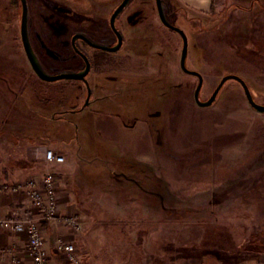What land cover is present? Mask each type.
I'll list each match as a JSON object with an SVG mask.
<instances>
[{"label": "rangeland", "instance_id": "rangeland-1", "mask_svg": "<svg viewBox=\"0 0 264 264\" xmlns=\"http://www.w3.org/2000/svg\"><path fill=\"white\" fill-rule=\"evenodd\" d=\"M121 1L64 0L61 3L70 11L59 15L48 4L33 0V20L50 18L59 24L54 40L38 28L44 36L37 37L34 46L45 65L60 70L56 61L72 54L71 38L78 30L88 32L86 36L100 45L116 44L109 20ZM218 1L209 13L181 5L166 10L170 22L188 35L187 66L204 76L200 99L208 100L222 77L235 73L247 81L254 99L264 104V0ZM11 4L10 10L20 7L19 0ZM116 24L124 33L118 51L80 43L93 61L88 75L91 100L118 94L146 99L152 110V161L146 170L111 173L90 189L85 204L89 212L76 202L83 229L74 233L63 223L75 240L78 263L60 254L61 260L145 264L162 262L164 256L168 262H184L207 253L191 250L194 243L224 247L264 242V112L250 104L236 79L227 80L210 105L196 102L198 76L181 67L183 38L162 22L155 0H129ZM19 51L24 67L16 71L37 90L31 114L39 118L46 134L63 137L67 122L60 115L84 107L85 83H46L20 43ZM7 100L0 82V101ZM3 111L6 106L0 114ZM49 148L59 153L53 145L45 147V153ZM5 160L1 156L0 162ZM48 170L56 172L60 182L53 169L32 175Z\"/></svg>", "mask_w": 264, "mask_h": 264}, {"label": "crops", "instance_id": "crops-1", "mask_svg": "<svg viewBox=\"0 0 264 264\" xmlns=\"http://www.w3.org/2000/svg\"><path fill=\"white\" fill-rule=\"evenodd\" d=\"M169 1L170 8L181 5L201 13L211 12L219 2ZM12 2L13 0H0V82L9 95L5 104L0 101V109L6 106V112L0 114V154L6 158L5 163L0 162V181L14 182L47 169L58 172L60 216L54 220L41 221V229L50 246V264H73L63 262L61 255L53 247L57 236L67 234L73 237L62 217L76 209V202L84 205V210L89 212L88 207H85L89 202L86 196L90 189L97 187V184L111 176V173L148 169L147 165L151 163L154 152L152 110L146 99L132 100L128 94L97 96L89 105L60 115L61 119L67 122L63 137L46 134V128L41 126L39 118L31 114L37 104L34 98L37 96L34 92L37 90L28 86L24 74L16 71L17 68L24 67V56L19 51V43L22 49L23 44L19 42L21 23L16 18L20 11L17 7L10 10ZM11 11L12 14L9 15ZM39 27L47 31L45 36ZM63 27L61 24L60 28ZM29 29L31 43L34 44L37 37L57 39L59 24L57 20L41 18L31 20ZM49 145L55 146L59 153L65 154V162L46 161L45 147ZM25 210H29L36 218L40 217L38 208L25 193H0V217L10 216L14 212L23 215ZM27 244L25 233L0 227V245L11 249L6 254H0V264H12L14 258L17 259V264H33L27 252ZM190 247L193 251L198 249L207 253L201 258L194 254L193 259L184 262H168V259L162 256V262L152 261L145 264H264V242L261 240L256 245L228 243L219 247L194 243ZM222 251L225 253L222 254Z\"/></svg>", "mask_w": 264, "mask_h": 264}, {"label": "built area", "instance_id": "built-area-1", "mask_svg": "<svg viewBox=\"0 0 264 264\" xmlns=\"http://www.w3.org/2000/svg\"><path fill=\"white\" fill-rule=\"evenodd\" d=\"M45 158L50 163H63L66 160L64 155L53 148L47 149ZM58 187V175L51 170L14 182L0 181V193L23 192L39 210V218L33 216L29 210H25L23 215L14 212L10 216L0 217L1 228H10L27 235V252L33 264H50V246L42 232L41 221L54 220L60 216ZM62 220L74 233H79L83 229V222L77 209L65 214ZM53 247L66 259L78 263L76 244L73 238L58 236ZM9 251H11L10 248L0 245V254H6ZM12 264H17L16 258L13 259Z\"/></svg>", "mask_w": 264, "mask_h": 264}, {"label": "water", "instance_id": "water-1", "mask_svg": "<svg viewBox=\"0 0 264 264\" xmlns=\"http://www.w3.org/2000/svg\"><path fill=\"white\" fill-rule=\"evenodd\" d=\"M155 1H156L159 16H160L162 22L166 26H168L169 28L178 31L183 38V49H182V54H181V67L185 72L198 76L199 80H198V84L195 88V93H194L196 102L201 106L210 105L214 101V99L217 97V94L219 93V91L222 88V86L224 85V83L229 79H236L242 84L250 104L254 108H256L258 111L264 112V104L258 103L254 99V96L252 94V91H251L247 81L242 76L235 74V73H229V74L224 75L208 100L203 101L200 99V91H201L202 86H203L204 76L200 71L190 69L186 64L188 50H189L188 35L186 34L184 29H182L181 27L170 22V20L168 19L167 15L165 13L164 7H163V0H155ZM128 2H129V0H122L110 16L111 28L115 32L117 39H118V41L115 45L103 46V45H100L98 43L91 41L84 34L76 33L72 37V44H73L75 50L83 57L85 64H86L85 68L83 70H80V71L59 72V73H55V74H49V73L45 72L44 69L42 68V66L38 60V57L35 54L34 48L32 47L30 37H29V31H28V15H29L28 2H27V0H21V3H22V17H21L22 42H23V46H24L25 52L27 54V57H28L30 64H31L33 70L35 71V73L41 79L46 80V81H58V80H82V81H84L86 86H87V89H88V93H87V97L85 100L84 107L89 105L91 102L92 89H91V86L89 84L87 75L89 74V72L91 70V61H90L89 57L87 56V54L82 52L77 47L76 39L77 38L84 39L91 46L96 47V48H100V49H103L106 51H117V50H119L121 48V46L123 45V34L116 26V19H117L119 13L128 4Z\"/></svg>", "mask_w": 264, "mask_h": 264}, {"label": "flooded vegetation", "instance_id": "flooded-vegetation-1", "mask_svg": "<svg viewBox=\"0 0 264 264\" xmlns=\"http://www.w3.org/2000/svg\"><path fill=\"white\" fill-rule=\"evenodd\" d=\"M64 0H36V3L38 4V3H41V4H48V6L50 7V9L51 10H54L55 11V13H57V14H59V15H63V14H65V13H67V12H69L70 11V8L67 6V5H65V4H62L61 2H63ZM19 2H20V7H19V11L21 12V14H20V23H21V17H22V3H21V0H19ZM27 2H28V8H29V15H28V31H29V37H30V41H31V34H30V29H29V25H30V21L31 20H33V18H32V15H33V10H34V7H33V0H27ZM157 6V5H156ZM48 7V8H49ZM164 7V6H163ZM115 10V9H114ZM113 10V11H114ZM158 10V9H157ZM53 11V12H54ZM112 14V13H111ZM120 14V13H119ZM38 15V14H37ZM111 16V15H110ZM39 18V20H41V18L40 17H38ZM117 19H118V17H117ZM117 19H116V22H117ZM55 20V19H54ZM109 23H110V20H109ZM20 26H21V24H20ZM116 26H117V24H116ZM110 27H111V25H110ZM117 28L122 32V34H123V43H124V33H123V31L117 26ZM112 29V28H111ZM113 30V29H112ZM114 32V31H113ZM76 33H81V34H84V35H86L88 32H86V31H84V30H78V31H76V32H74L73 33V35L74 34H76ZM114 34H115V32H114ZM73 35H72V37H73ZM116 35V34H115ZM60 37H62V36H60ZM116 38H117V36H116ZM21 40H22V36H21ZM78 41H80V42H78ZM81 41L83 42V43H85L86 45H88V46H91L88 42H86L84 39H81V38H77L76 39V45H77V47L82 51V52H84L85 54H87V56L89 57V59H90V61H91V70H92V67H93V61H92V58H91V56L89 55V53L87 52V51H85L84 50V46L83 45H81L80 43H81ZM117 41H118V39H117ZM117 43V42H116ZM22 44H23V42H22ZM32 44V43H31ZM71 44H72V38H71ZM115 45V44H114ZM32 47L34 48V51H35V54L36 53H38V50H37V48L34 46V44H32ZM72 47H73V49L75 50V48H74V46H73V44H72ZM91 47H93V46H91ZM122 47V46H121ZM23 48H24V46H23ZM93 48H96V47H93ZM96 49H100V48H96ZM25 50V49H24ZM103 50V49H102ZM76 51V50H75ZM106 51V50H105ZM118 51V50H117ZM77 52V51H76ZM109 52H115V51H109ZM78 53V52H77ZM79 54V53H78ZM38 55H39V57L41 58V56H40V53H38ZM80 55V54H79ZM36 56H37V54H36ZM81 56V55H80ZM38 57V56H37ZM82 57V56H81ZM83 58V57H82ZM38 60H39V58H38ZM84 60V59H83ZM85 62V61H84ZM86 65V64H85ZM85 68V67H84ZM83 70V69H82ZM90 70V71H91ZM62 72H65V71H62ZM90 73V72H89ZM52 74H55V73H52ZM89 75V74H88ZM87 75V76H88ZM40 78V77H39ZM88 78V77H87ZM43 80V79H42ZM46 81V80H45ZM85 83V82H84ZM86 85V84H85ZM87 87V86H86Z\"/></svg>", "mask_w": 264, "mask_h": 264}, {"label": "trees", "instance_id": "trees-1", "mask_svg": "<svg viewBox=\"0 0 264 264\" xmlns=\"http://www.w3.org/2000/svg\"><path fill=\"white\" fill-rule=\"evenodd\" d=\"M169 5L170 4L167 0H163V6H164V10H165L166 15L168 13L167 12L168 9H171L169 7ZM38 53H36V54L39 58V62L41 64L42 68L44 69L45 72H47L49 74L59 73L62 71H65V72L80 71V70L84 69V67H85V62H84L83 58L74 49L72 50V54L69 57H63L62 59H60V60L58 59L56 61V63L60 65V70H57V71H51L48 68V66L45 65L42 58L39 57ZM58 81H62V80H58ZM69 81H82V80H69ZM0 160H1V155H0Z\"/></svg>", "mask_w": 264, "mask_h": 264}]
</instances>
